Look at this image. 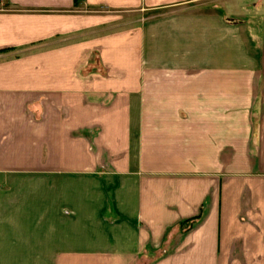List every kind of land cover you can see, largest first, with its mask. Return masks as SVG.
I'll use <instances>...</instances> for the list:
<instances>
[{"label": "crops", "instance_id": "crops-1", "mask_svg": "<svg viewBox=\"0 0 264 264\" xmlns=\"http://www.w3.org/2000/svg\"><path fill=\"white\" fill-rule=\"evenodd\" d=\"M0 264H264V0H0Z\"/></svg>", "mask_w": 264, "mask_h": 264}, {"label": "trees", "instance_id": "trees-1", "mask_svg": "<svg viewBox=\"0 0 264 264\" xmlns=\"http://www.w3.org/2000/svg\"><path fill=\"white\" fill-rule=\"evenodd\" d=\"M4 51H6V50H2V51H0V53H3Z\"/></svg>", "mask_w": 264, "mask_h": 264}]
</instances>
